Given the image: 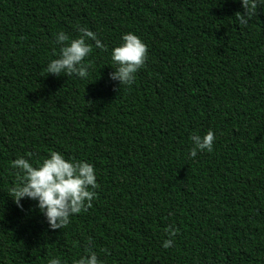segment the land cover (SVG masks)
Listing matches in <instances>:
<instances>
[{
	"label": "trees",
	"instance_id": "1",
	"mask_svg": "<svg viewBox=\"0 0 264 264\" xmlns=\"http://www.w3.org/2000/svg\"><path fill=\"white\" fill-rule=\"evenodd\" d=\"M243 11L240 0H0V264H73L86 248L103 264H264V7L242 26ZM77 26L106 48L88 41L86 79L48 74L54 34L76 38ZM127 32L147 59L120 87L111 49ZM209 130L212 151L190 157V134ZM51 151L91 163L98 184L55 230L10 191L14 159Z\"/></svg>",
	"mask_w": 264,
	"mask_h": 264
},
{
	"label": "clouds",
	"instance_id": "2",
	"mask_svg": "<svg viewBox=\"0 0 264 264\" xmlns=\"http://www.w3.org/2000/svg\"><path fill=\"white\" fill-rule=\"evenodd\" d=\"M243 13L236 12L235 18L240 25H247L249 19L258 7H264V0H240ZM79 35L70 38L65 32L55 33V42L60 45L56 58L51 59L46 65L48 74L60 76H74L81 79L88 77V69L84 58L89 55L93 41L98 49H105L106 45L97 34L86 28L77 26ZM121 43L111 49V68L109 79L116 81L121 86H130L135 80V74L145 64L147 59V45L133 32L121 35ZM192 147L188 155L195 157L198 151L211 152L215 135L207 131L203 136L192 133L189 136ZM12 167L19 170V183L12 187L11 195L17 207L23 208L22 198L35 201V207L45 218L50 230L61 229L69 223L71 216L86 211L91 206L95 197L92 189L97 188V177L94 166L83 160H73L57 151L34 165L24 157H18L12 162ZM164 231L168 237H174L178 229L167 226ZM174 241L164 239L163 248H169ZM47 264H61L59 258H49ZM73 264H103L98 260L94 251L85 249V254L80 255Z\"/></svg>",
	"mask_w": 264,
	"mask_h": 264
}]
</instances>
